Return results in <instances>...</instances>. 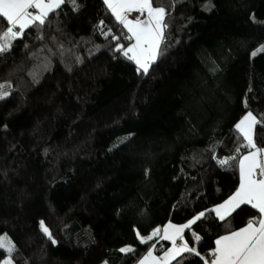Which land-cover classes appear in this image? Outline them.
I'll list each match as a JSON object with an SVG mask.
<instances>
[{
	"label": "trees",
	"instance_id": "16d2710c",
	"mask_svg": "<svg viewBox=\"0 0 264 264\" xmlns=\"http://www.w3.org/2000/svg\"><path fill=\"white\" fill-rule=\"evenodd\" d=\"M77 3L0 54L10 86L0 99V237L15 245L12 264H139L152 245L155 255L172 245L137 232L200 212L184 235L207 256L259 215L242 205L221 221L209 209L239 186L236 161L218 163L237 155L235 124L249 110L264 116V52L252 55L264 46V0H159L168 27L147 74L115 51L129 41L103 0ZM255 139L264 146V128Z\"/></svg>",
	"mask_w": 264,
	"mask_h": 264
},
{
	"label": "snow or ice",
	"instance_id": "6c2138e0",
	"mask_svg": "<svg viewBox=\"0 0 264 264\" xmlns=\"http://www.w3.org/2000/svg\"><path fill=\"white\" fill-rule=\"evenodd\" d=\"M70 4L73 10H78L80 5L77 0H0V18L6 21V26L0 24V54L10 50L13 42L22 39L29 28H42L51 14L57 13L64 4ZM117 23L125 30L122 35L129 41L128 45L117 44L116 52L134 62L137 71L147 74L151 65L156 61L160 46L166 38L168 10L159 4V0H103ZM132 13L139 15L133 19ZM143 17V19H141ZM100 32L107 38L112 35L111 30L105 32L103 21L100 22ZM119 41L120 36H113ZM264 52L261 46L252 53ZM8 87L0 84V99L9 95ZM247 106V105H245ZM257 126L264 128V116H257L248 111L236 124L235 131L241 139L236 148V156L218 160L222 167L230 166L236 161L239 171V186L223 203L209 209L218 219L224 221L242 205L255 209L259 215L248 220L244 227L238 230H229L215 240V247L207 256L202 255L197 247L189 246L185 239V230L190 229L206 213L200 212L193 219L183 225L169 223L163 228H156L151 235L143 236L137 232L141 243L147 244L154 237L169 241L171 247L161 249L162 255H155L152 245L139 264H183L180 259L185 253L192 254L203 264H264V146L256 143ZM241 149L245 154L241 155ZM40 228L52 243L51 232L40 222ZM193 240L198 244L201 237L192 234ZM179 241V242H178ZM0 249H3L7 259H0V264H12L11 255L15 245L7 237H0ZM122 252H131L133 249L124 248Z\"/></svg>",
	"mask_w": 264,
	"mask_h": 264
},
{
	"label": "crops",
	"instance_id": "0c3cea01",
	"mask_svg": "<svg viewBox=\"0 0 264 264\" xmlns=\"http://www.w3.org/2000/svg\"><path fill=\"white\" fill-rule=\"evenodd\" d=\"M139 14L138 13H132L130 16H129V18L130 19H133V18H135L136 16H138ZM141 19H143V17H141ZM168 225V224H167ZM163 228V227H162ZM187 230V229H186ZM185 230V231H186ZM185 234V233H184ZM179 242V241H178Z\"/></svg>",
	"mask_w": 264,
	"mask_h": 264
},
{
	"label": "rangeland",
	"instance_id": "374dc122",
	"mask_svg": "<svg viewBox=\"0 0 264 264\" xmlns=\"http://www.w3.org/2000/svg\"><path fill=\"white\" fill-rule=\"evenodd\" d=\"M160 54H161V53H160V50H159V54H158V57H157L156 61L159 59ZM156 61H155V62H156ZM155 62H154V63H155ZM154 63H153V64H154ZM134 64H135V63H134ZM153 64H152V65H153ZM135 65H136V64H135ZM152 65H151V66H152ZM149 69H150V68H149ZM150 235H151V234H150ZM157 237H158V236H157ZM154 238H156V237H154ZM154 238H153V239H154ZM125 248H131V249H132V247H125Z\"/></svg>",
	"mask_w": 264,
	"mask_h": 264
}]
</instances>
